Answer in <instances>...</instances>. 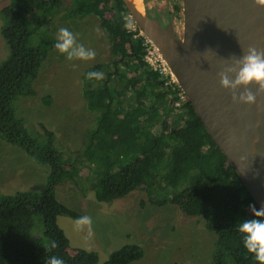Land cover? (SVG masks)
I'll return each instance as SVG.
<instances>
[{"label":"trees","instance_id":"1","mask_svg":"<svg viewBox=\"0 0 264 264\" xmlns=\"http://www.w3.org/2000/svg\"><path fill=\"white\" fill-rule=\"evenodd\" d=\"M0 13L9 47L0 62V137L47 166L41 189L0 192V264H45L51 256L65 264H127L143 256L137 243L121 245L102 262L94 250L69 247L57 215L79 218L81 213L58 200L55 189L63 181L80 186L84 167L98 201L138 188L151 203L172 202L187 215H201L216 233L210 264H258L238 231L241 220L253 218L249 205L256 203L189 100L175 102L181 88L145 60L139 28L124 29L129 11L123 0H11ZM58 13L64 20L96 16L111 36L113 54L82 73V92L95 121L72 155L56 145L55 131L45 124L40 133L30 131L14 102L18 95L35 93L41 61L56 42L52 25ZM97 70L103 80L87 79Z\"/></svg>","mask_w":264,"mask_h":264},{"label":"rangeland","instance_id":"2","mask_svg":"<svg viewBox=\"0 0 264 264\" xmlns=\"http://www.w3.org/2000/svg\"><path fill=\"white\" fill-rule=\"evenodd\" d=\"M10 1L0 0V8ZM153 1L148 0V3ZM157 1L163 3L162 0ZM59 13L52 25L55 37L59 28H68L76 34L78 43L96 51L95 59L69 61L54 47L41 61L33 82L35 93L18 95L14 102L16 112L30 131L40 133L41 123L45 124L55 131L56 145L66 155H72L81 149L85 132L95 121V112L87 107L82 92V73L97 61H109L113 54L110 50L111 36L96 16L64 20ZM4 23L0 13V62L9 53L1 33ZM97 28L102 35L96 32ZM46 96L50 97L49 102ZM46 173L45 164L0 137V192L39 190L44 185ZM90 177L91 173L84 167L78 176L80 186L63 181L55 189L58 200L79 211L81 216L92 218L89 235L87 227L77 229V218L57 215L58 224L68 236L69 247L94 250L102 262L121 245L137 243L144 250L143 256L127 264H172L176 261L210 264L216 233L206 228L201 215H187L172 202L151 203L146 192L138 188L108 201H98L93 189L88 187ZM142 199L145 201L143 205L140 203ZM36 223L41 231V220H36Z\"/></svg>","mask_w":264,"mask_h":264},{"label":"water","instance_id":"3","mask_svg":"<svg viewBox=\"0 0 264 264\" xmlns=\"http://www.w3.org/2000/svg\"><path fill=\"white\" fill-rule=\"evenodd\" d=\"M123 0L140 32L154 43L205 129L256 205H264V95L233 101L219 73L247 48L264 50V8L254 0H181L174 26L150 15L144 0ZM234 78V77H233ZM258 85H251L256 93ZM241 87L237 95L244 92Z\"/></svg>","mask_w":264,"mask_h":264},{"label":"clouds","instance_id":"4","mask_svg":"<svg viewBox=\"0 0 264 264\" xmlns=\"http://www.w3.org/2000/svg\"><path fill=\"white\" fill-rule=\"evenodd\" d=\"M256 6L264 8V0H254ZM123 27L125 30H132L134 23L128 16L123 17ZM96 32L102 35L99 28ZM59 53L65 54L69 61L72 60H94L96 51L92 48H86L83 44L77 42L76 34L66 27L58 30L56 42L54 44ZM87 79L100 81L104 79L102 71H89ZM220 83L223 88L230 89L233 93V101L245 104H255L258 95H264V50H258L256 47L247 48L245 54L234 59L230 66L224 68L219 73ZM234 77V78H233ZM258 85L256 93L250 90L251 85ZM243 87L244 92L237 95V91ZM249 210L253 218L243 219L238 223V231L243 235V244L248 252L258 264H264V205L257 209L255 204L249 205ZM75 226L83 230L87 227L91 235L92 218L90 216H81L76 219ZM57 245L53 244L52 247ZM45 264H65L62 258L51 256L47 258Z\"/></svg>","mask_w":264,"mask_h":264},{"label":"built area","instance_id":"5","mask_svg":"<svg viewBox=\"0 0 264 264\" xmlns=\"http://www.w3.org/2000/svg\"><path fill=\"white\" fill-rule=\"evenodd\" d=\"M129 17L131 18L130 15H129ZM132 22L134 23V21H132ZM134 28H135V23H134ZM145 43H146V51L144 54L145 60L149 63V65L152 68L158 70L161 74H163L165 76L166 75L169 76V80H167V82L177 84V82L175 81L174 77L172 76L170 69L168 68L163 56L161 55V53L159 52L157 47L154 45V43L152 41H150L146 36H145ZM177 94L179 97L175 101L177 104L186 99V96H185L184 92L182 91V89L178 90Z\"/></svg>","mask_w":264,"mask_h":264},{"label":"flooded vegetation","instance_id":"6","mask_svg":"<svg viewBox=\"0 0 264 264\" xmlns=\"http://www.w3.org/2000/svg\"><path fill=\"white\" fill-rule=\"evenodd\" d=\"M144 1L148 6L150 5L148 8L150 13L152 12L154 14L152 16L157 17L160 21L165 23L172 22L174 26L180 21L179 12L182 8L181 0H162L163 3L154 0L151 2L152 4H149L148 0ZM129 15L127 16L129 17Z\"/></svg>","mask_w":264,"mask_h":264},{"label":"bare ground","instance_id":"7","mask_svg":"<svg viewBox=\"0 0 264 264\" xmlns=\"http://www.w3.org/2000/svg\"><path fill=\"white\" fill-rule=\"evenodd\" d=\"M136 5L139 7V8H142V1L141 0H134Z\"/></svg>","mask_w":264,"mask_h":264}]
</instances>
